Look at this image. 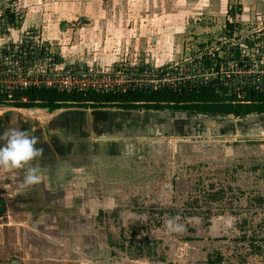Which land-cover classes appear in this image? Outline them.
Instances as JSON below:
<instances>
[{"label": "rangeland", "instance_id": "374dc122", "mask_svg": "<svg viewBox=\"0 0 264 264\" xmlns=\"http://www.w3.org/2000/svg\"><path fill=\"white\" fill-rule=\"evenodd\" d=\"M8 7L14 22L4 16ZM254 28H264V0H0V49L23 39L39 46L31 77L61 80L76 67L97 72L86 83L117 87L159 88L197 75L202 54L235 57ZM12 103L0 99V114ZM23 111L43 123L58 114ZM132 113L108 116L115 129L99 137L122 139L116 148L101 143L116 155L94 157L91 149L56 159L49 191L46 182L27 186L40 210L23 225L27 262L264 264V114ZM85 127L83 138H97ZM11 170L0 182L15 193L24 177L10 172L14 184ZM177 215L184 230L167 231Z\"/></svg>", "mask_w": 264, "mask_h": 264}, {"label": "water", "instance_id": "95a60500", "mask_svg": "<svg viewBox=\"0 0 264 264\" xmlns=\"http://www.w3.org/2000/svg\"><path fill=\"white\" fill-rule=\"evenodd\" d=\"M104 109H61L55 111L58 112V114L52 116L51 119L47 120L45 123L35 121L30 114L23 111H32L33 109H19L15 107V109H10L0 114V132L9 126H15L22 130H29L32 135L39 138L37 147L43 149L41 156L36 157L24 168L17 170L19 173L14 170L6 171L8 172L7 175L10 174V180L15 184L16 181H13L11 178L13 175H11L10 172H16L15 175L18 174L17 176L19 177L17 178L20 179L25 176L28 166L39 167L41 169L42 179L35 185L37 187L38 185H42L43 187V184L46 182L47 185L45 189L49 191L47 188H49L54 180L52 171L54 170L53 167L55 166L56 159L64 160L65 158L70 159L72 157L84 158L86 154L92 153L91 149L94 151V157L104 153L116 155L113 149L106 148L103 150V145H101V143L110 140L113 142V148H116L118 147L116 141L122 139L99 138L101 134H112L110 130L115 129L113 128L111 117L108 116L114 115L118 118H131L134 114L132 113L133 111L106 112ZM88 110L93 111L91 112ZM85 126H88L91 130L97 131V133H94L97 135V138H83L82 133L83 129L86 128ZM120 127L121 125L119 124L117 128L118 131L121 130ZM132 127H134V124ZM58 132L61 133V136L58 135ZM63 139L67 142H64ZM47 166L49 168H46ZM46 169L50 170L47 174L44 172ZM2 174L3 169H0V176ZM17 184H19L20 188H16L15 193L17 194H15L8 189V183L0 182V234L2 233L3 236H5L2 243V251L0 252V264H31L25 259L24 251H26V239L23 225L29 221L28 214H31L33 218H36L40 214V210L37 207L39 201L33 194L34 191L37 190L25 192L28 189L22 186L23 181H17ZM50 189L52 190V188ZM44 264L57 263L49 259Z\"/></svg>", "mask_w": 264, "mask_h": 264}, {"label": "built area", "instance_id": "2783aa9c", "mask_svg": "<svg viewBox=\"0 0 264 264\" xmlns=\"http://www.w3.org/2000/svg\"><path fill=\"white\" fill-rule=\"evenodd\" d=\"M254 29L250 36H247V46L244 44L241 47L239 46L235 57L202 54L197 60L199 64L197 75H186L184 78L178 77L176 83H165L159 88H142L134 84L117 87L118 85L112 86L108 82L104 84L98 82L86 83L88 79L94 78L97 72L92 69H86L84 71L87 72H84L82 71L83 68L78 69L76 67L69 68L65 76H61V80L53 74L44 78L38 74L31 77L30 72L35 66L33 64L38 61L39 46L33 41L28 42L27 39H23L19 44H7L0 49V76L14 80L13 84H9L7 80L0 83V93H2L0 99H2V96L11 99L15 91L34 86L55 87L60 91L67 92L90 90L126 92L131 89L157 90L168 88L179 90L183 87L207 86L212 81L220 80L227 88L228 96L235 97L237 102L247 103L244 100L249 90L264 93V28ZM225 65H228L227 67L230 70H227ZM156 71L158 75L160 72L165 73L163 75V78H165L166 76L172 77L176 70L170 73H166L165 70Z\"/></svg>", "mask_w": 264, "mask_h": 264}, {"label": "trees", "instance_id": "16d2710c", "mask_svg": "<svg viewBox=\"0 0 264 264\" xmlns=\"http://www.w3.org/2000/svg\"><path fill=\"white\" fill-rule=\"evenodd\" d=\"M11 22L15 14L10 7L5 10ZM8 99L2 96V99ZM12 106L19 109H42L53 113L61 109H104L116 108L126 111H172L200 114L211 117L245 118L264 114V93L249 90L245 102H237L227 95V88L220 80L207 86L183 87L182 89L162 88L131 89L126 92L60 91L55 87H29L15 91ZM222 259L219 258L220 262ZM210 264H214L211 262Z\"/></svg>", "mask_w": 264, "mask_h": 264}, {"label": "clouds", "instance_id": "9594fccd", "mask_svg": "<svg viewBox=\"0 0 264 264\" xmlns=\"http://www.w3.org/2000/svg\"><path fill=\"white\" fill-rule=\"evenodd\" d=\"M39 138L29 130L9 126L0 132V169H18L29 165V162L41 156L43 149L37 147ZM42 179L39 167L28 166L23 180V187L38 184ZM169 232H182L184 224L180 217H170L165 221Z\"/></svg>", "mask_w": 264, "mask_h": 264}, {"label": "flooded vegetation", "instance_id": "af4514ba", "mask_svg": "<svg viewBox=\"0 0 264 264\" xmlns=\"http://www.w3.org/2000/svg\"><path fill=\"white\" fill-rule=\"evenodd\" d=\"M194 115H195V116H199L200 114H197V115L194 114ZM202 116H206V115H202ZM209 117H211V116H209ZM232 117H234V116H232ZM211 118H215V117H211ZM235 118H236V117H235ZM238 119H240V118H238ZM184 121H185V120H184ZM194 121H195V122H200V121H198L197 119H195ZM185 122H186V121H185ZM190 125H191V124H190ZM219 258H221V257H219ZM219 258H218V259H219ZM221 259H222V258H221ZM216 261H217L218 264H220L218 260H216ZM222 261H223V259H222L220 262L222 263ZM210 263H211V262H210ZM213 263L215 264V261H213Z\"/></svg>", "mask_w": 264, "mask_h": 264}]
</instances>
